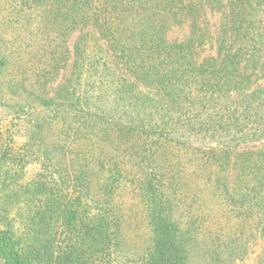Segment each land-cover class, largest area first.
Listing matches in <instances>:
<instances>
[{
    "label": "trees",
    "instance_id": "1",
    "mask_svg": "<svg viewBox=\"0 0 264 264\" xmlns=\"http://www.w3.org/2000/svg\"><path fill=\"white\" fill-rule=\"evenodd\" d=\"M18 2L17 9L49 14L61 50L78 27L92 26L104 36L116 66L107 54L90 62V95L85 91L83 101L91 102L101 119L114 120L105 130L115 133L119 149L128 144L120 151L121 161L100 157L104 148L96 153L91 146L67 173L63 155L51 157L41 133L29 129L22 143L15 138L21 115L30 110L17 106L14 122L0 137V264H114L121 221L113 197L127 183L136 186L151 232L135 264H184L186 244L209 230L208 220L219 225L207 234L206 264H233L254 242L261 244L255 263L264 264V0ZM206 9L223 10L224 24L214 26L216 37L208 39L215 55L199 58L207 41L201 30L208 22L199 23ZM186 20H192L189 36L168 41V32ZM6 66L2 56L0 69ZM5 118L0 112V121ZM81 122L92 130L91 119ZM42 128L35 125L38 132ZM137 138L141 143L133 147ZM190 140L192 179L199 181L198 188L208 186L219 218L200 198L192 202L186 226L178 229L172 217L173 178L165 180L152 165L161 150H186L183 144ZM253 144L255 152L243 149L237 155ZM167 154L160 164L169 161ZM138 159L154 169L146 172ZM31 164L38 169L29 178Z\"/></svg>",
    "mask_w": 264,
    "mask_h": 264
},
{
    "label": "rangeland",
    "instance_id": "2",
    "mask_svg": "<svg viewBox=\"0 0 264 264\" xmlns=\"http://www.w3.org/2000/svg\"><path fill=\"white\" fill-rule=\"evenodd\" d=\"M187 1L184 0V3ZM18 3V0H0V58L6 57L7 62V66L0 69V112L6 114V118L0 121V137L2 139L5 137L6 126L15 120L16 114L12 111H16L17 106L23 105L30 107V110L26 116L21 115L20 128H18L15 138L22 143L29 129L31 132L41 133L44 145L48 147L51 157L57 159L63 155L61 158L62 169L67 173L72 172V168L76 169L73 166V161L77 165L81 163L79 160L76 162L75 157L81 156L91 146V149L96 148L94 150L96 153L98 148H104L103 155L99 153L100 157H117L121 161L120 151L127 147L128 141L126 140V144L120 146L119 149L116 146L115 133L111 132V129L105 130L109 128L108 123L111 125L110 123L114 120L101 119L96 108L92 107L93 104L91 102L84 104L83 101L86 93L90 95L88 91L90 62L101 60L105 54L113 62L110 65L113 66L116 62L111 51L106 48L104 36H99L97 29L92 26L78 27L62 44L64 49L61 50L57 46L60 44V40L55 38L57 33H53L51 30L52 22L46 18L49 14L45 11L34 12L17 9ZM223 18V10L206 9L202 14L199 23L205 19L208 26L204 31L201 30L204 35L201 37H204V40L207 38V41L199 50V58L215 55V47L211 46L208 39L216 37V33L213 32L214 26L216 28L217 25H223ZM53 27L55 28L56 25ZM191 27L192 20L176 24L167 34L168 41L179 43L185 40L189 36ZM58 59H60L58 64H54ZM119 73L124 74L125 71ZM44 77L46 82H43ZM138 87L143 91L145 89L143 85ZM85 91L87 92L85 93ZM73 93L75 96H71ZM47 101L50 103L48 104ZM10 105H15V107ZM74 113L77 117H73ZM89 119H91L92 129L90 131L83 129L81 125L82 120ZM35 125H42L43 131L38 132L39 129L36 130ZM86 130L89 132H85ZM81 135H85V138L82 139ZM140 139L134 140L135 146L133 147L140 145ZM183 145L184 149L188 150L178 147L181 148V151L177 152L176 149H173L172 153H166V159L169 161L163 164H160V159L166 154H164V150H161L152 165L154 168L159 167L158 170L161 175H164L165 180L173 178L177 192L174 196L172 217L175 219L178 229L181 224L186 226L188 218L192 216V202H198L200 198L206 201L204 204L206 210L212 209L211 216L213 214L214 217L219 218L216 207L214 208V197L208 193V186L203 185L204 188L203 186L198 188L199 181L192 179V141H185ZM195 145L202 150L212 147L211 144ZM243 149L255 152L258 145L245 146L239 153L234 151L233 155L236 153L240 155ZM128 155L126 153L123 155L125 156L124 168L127 170L129 169ZM139 162L146 172L153 168L146 162L143 163L142 160ZM37 169V164H31L27 168V177H32ZM230 170L232 175H236L234 169ZM94 184H96V180L93 181L92 185ZM120 188L119 194L113 197V203L116 204L115 210H117V216L121 221L120 253L114 264H133L143 255L150 243V226L138 198L135 184L127 183ZM209 221L206 224L208 227L211 225L209 230L203 232L197 241L192 242L191 238L186 244L184 264H206L202 258L205 257L204 254L208 250L209 238L207 234L214 230V226L219 225ZM260 250L261 244L254 242L251 244L249 254L233 264H256L255 261Z\"/></svg>",
    "mask_w": 264,
    "mask_h": 264
}]
</instances>
